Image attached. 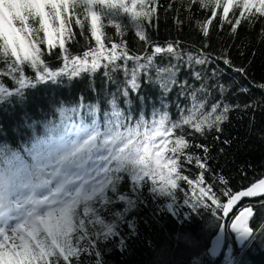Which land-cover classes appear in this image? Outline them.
<instances>
[{
    "label": "snow or ice",
    "instance_id": "snow-or-ice-1",
    "mask_svg": "<svg viewBox=\"0 0 264 264\" xmlns=\"http://www.w3.org/2000/svg\"><path fill=\"white\" fill-rule=\"evenodd\" d=\"M200 12L203 19H196ZM169 14L178 26L194 22L205 38L213 21L220 32L227 25L232 37L242 24L259 23L264 41V0H0V104L22 101L39 85L84 74L94 78L103 69L108 105L102 112L99 102L85 103L82 96L72 106L61 102L52 118L26 125L32 134L17 147L0 143V264H104V244L118 238L117 247L125 251L127 240L138 234L137 218L130 214L147 204L145 186L153 197L173 202L166 205L173 215L181 206L177 191L191 212L210 211L219 228L207 252L213 258L224 248L225 220L241 245L257 232L264 235V211L258 216L255 204L232 211L243 198L264 197V178L233 191L225 176L211 172L209 147L189 139L206 130L221 132L226 114L240 108L223 99L209 105L213 88L221 97L228 89L218 79L223 70L209 75L207 66L220 61L245 78L246 70L233 65L226 49L216 56L207 51V39L194 51L179 40L154 41L151 31ZM129 30L139 50L129 47ZM158 56L168 63L158 65ZM181 68L190 79H177ZM142 78L162 91L161 108L150 119L143 113L134 118L130 107H121L130 106L134 94L142 99ZM108 85L115 91L108 92ZM254 86L264 90V84ZM174 87L178 98L190 101L176 104V119L164 102ZM193 148L202 155L188 151ZM186 165L198 174H186ZM126 178L129 190L121 191ZM216 181L223 185V202L214 191ZM257 203L264 210V200ZM224 264H233L231 246Z\"/></svg>",
    "mask_w": 264,
    "mask_h": 264
},
{
    "label": "trees",
    "instance_id": "trees-1",
    "mask_svg": "<svg viewBox=\"0 0 264 264\" xmlns=\"http://www.w3.org/2000/svg\"><path fill=\"white\" fill-rule=\"evenodd\" d=\"M166 3L167 0H164ZM204 13H197L196 19H203ZM180 19H184L181 15ZM261 25L248 28L241 25L235 37L229 35L228 26L225 25L223 32L217 31L215 21L207 38L197 30L194 22L185 21L178 26L172 19L171 14L162 17L158 29L151 31L152 39L160 44L167 41H182L181 47L194 51L202 47L207 39V51L214 56L219 55L224 49L227 50L228 58L236 67L246 70V78L228 68L222 62L209 64L207 73L216 69H222L223 73L218 76L221 83L227 86L228 91L223 97L217 89L213 88L212 95L208 97L209 105L223 99L230 105H240L233 108L226 115L227 119L220 125L222 131L217 133L215 129L206 130L202 137L199 133H193L189 137L193 144L207 145L210 149L208 165L212 173L225 176L229 181V187L233 191L247 188L252 182L264 177V90L254 85L264 84V41L259 38ZM110 33L113 29H107ZM125 39L129 47L139 50V44L131 30ZM151 51V49H149ZM58 62L53 61V64ZM156 63L164 66L168 63L167 58L157 57ZM175 63V61H173ZM103 69L90 78L87 74L71 81L65 79L59 85H39L26 93L25 99L13 100L11 103L0 104V143H8L17 147L23 140L31 136V129L26 125L32 121H41L52 118V112L61 102L72 106L79 102L82 96L85 103H100L102 112L108 109L105 92V78ZM154 75V73H153ZM122 79V76L119 77ZM177 79L183 81L190 79L189 70L181 68ZM198 83V82H197ZM208 83L214 85L215 79H209ZM246 88L247 91H240ZM107 91H115L114 85H108ZM179 89L174 87L164 97L168 105V112L172 119L178 117L176 104L189 105L186 96L177 97ZM138 98L132 96L130 106L121 103V107L128 111L131 109L134 118H139L143 113L151 118L154 109L161 108L162 91L158 84L141 80V89ZM245 105L253 107L245 108ZM191 131V130H189ZM219 136L217 140L216 137ZM230 141L225 144L224 141ZM222 150V151H221ZM202 155L200 149H189ZM190 171L186 174L195 176L198 169L193 165H186ZM205 179L212 182L211 176L206 173ZM181 186L187 188L181 182ZM223 185L214 182V191L224 201L220 189ZM121 191L129 190V180L126 178L120 186ZM143 197L147 204L140 205L139 210L130 214L137 218V235L127 240V248L121 251L118 238L109 240L103 245L102 259L104 264H224V254L218 259H212L208 254L211 241L219 231L218 223L210 211L201 209L198 213L191 212L186 205L182 204V193L177 191L180 207L176 209L178 215L167 211L166 205L173 203L170 199L153 197L148 187L143 189ZM262 199L246 200L244 203L256 205V213L259 216L262 210L257 203ZM116 208L122 207L116 205ZM240 207V206H239ZM175 208V204H174ZM236 211V210H235ZM219 214V213H218ZM190 215V218H185ZM228 227V223H227ZM127 227L124 232H127ZM232 248L233 264H264V235L256 233V238L250 245L239 248L235 239L227 234V247Z\"/></svg>",
    "mask_w": 264,
    "mask_h": 264
},
{
    "label": "water",
    "instance_id": "water-1",
    "mask_svg": "<svg viewBox=\"0 0 264 264\" xmlns=\"http://www.w3.org/2000/svg\"><path fill=\"white\" fill-rule=\"evenodd\" d=\"M264 178V177H263ZM262 179V178H261ZM262 198H264V197H253V198H243L241 201H240V203L239 204H237V206L236 207H234L233 208V212H235V210L243 203V201H246V200H257V199H262ZM230 215H231V213H230ZM223 223H225V225H226V227H227V223H228V221L227 220H225V221H223ZM228 228V232L235 238V234L234 233H231V231H230V227L228 226L227 227ZM227 232V233H228ZM219 234V231L217 232V234L214 236V238L212 239V241L215 239V237L217 236ZM226 238H227V235L225 236V244H224V248L222 249V251H221V253L218 255V256H216V257H211L212 259H218L219 257H221V255L223 254V252L225 251V248H226ZM212 241H211V244H212ZM252 242V241H251ZM250 242V243H251ZM235 243H236V245L239 247V248H242L243 246H249L250 245V243H245L244 245H241L237 240H236V238H235ZM211 244H210V247H211ZM209 247V248H210Z\"/></svg>",
    "mask_w": 264,
    "mask_h": 264
},
{
    "label": "rangeland",
    "instance_id": "rangeland-1",
    "mask_svg": "<svg viewBox=\"0 0 264 264\" xmlns=\"http://www.w3.org/2000/svg\"><path fill=\"white\" fill-rule=\"evenodd\" d=\"M226 253V252H225ZM224 256H225V254H224ZM224 259H225V257H224Z\"/></svg>",
    "mask_w": 264,
    "mask_h": 264
}]
</instances>
